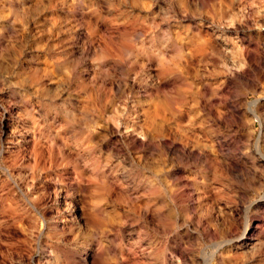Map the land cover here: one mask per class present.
Returning <instances> with one entry per match:
<instances>
[{
  "label": "rangeland",
  "instance_id": "obj_1",
  "mask_svg": "<svg viewBox=\"0 0 264 264\" xmlns=\"http://www.w3.org/2000/svg\"><path fill=\"white\" fill-rule=\"evenodd\" d=\"M0 264H264V0H0Z\"/></svg>",
  "mask_w": 264,
  "mask_h": 264
},
{
  "label": "bare ground",
  "instance_id": "obj_2",
  "mask_svg": "<svg viewBox=\"0 0 264 264\" xmlns=\"http://www.w3.org/2000/svg\"><path fill=\"white\" fill-rule=\"evenodd\" d=\"M246 232H247V231H245V232L242 234V237H243V238L246 236Z\"/></svg>",
  "mask_w": 264,
  "mask_h": 264
}]
</instances>
